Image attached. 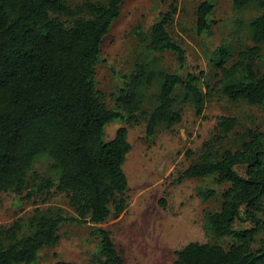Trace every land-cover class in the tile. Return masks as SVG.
Wrapping results in <instances>:
<instances>
[{
  "label": "trees",
  "instance_id": "1",
  "mask_svg": "<svg viewBox=\"0 0 264 264\" xmlns=\"http://www.w3.org/2000/svg\"><path fill=\"white\" fill-rule=\"evenodd\" d=\"M127 1L86 0L72 6L66 0H0V196L28 190V176L36 160L47 156L59 177L57 181L42 179L36 189L66 194L75 213L66 217L37 209L25 235L19 222L0 227V264L37 262L43 249L59 243L60 228L67 222L95 227L97 264H126L111 232L98 227L111 217L118 218L128 207L129 183L123 166L132 150L129 132L121 127L106 141L110 124L146 123V135L154 139L161 127L170 130L182 122V104H191L201 116L213 91L232 102L264 108V73L256 69L264 45V13L250 23L254 45L240 51L231 66L230 50H216L214 86L204 85L193 75L183 79L178 73L140 64L131 82L113 96L115 108H110L98 90L96 72L104 38ZM253 6L264 11V0H234L238 11ZM171 9L152 26L148 48L150 52H171L183 69L186 51L168 31L178 13L176 5ZM214 10L212 0L197 8L199 35L209 34ZM157 81L156 104L144 111L141 91ZM239 127L238 118L220 117L213 141L204 144L202 155L177 179L182 183L214 177L218 185H228L221 194L220 209L205 213V230L216 239L229 238L233 243L228 249L219 244L190 243L176 252L173 264H264V238L259 248L253 247L256 237L264 233V221L258 216L264 209V131L249 128L238 149H225L220 157L215 152V146ZM242 165L246 176L236 170ZM201 195L208 200L216 192ZM239 222H251L254 227L238 231L235 225Z\"/></svg>",
  "mask_w": 264,
  "mask_h": 264
},
{
  "label": "rangeland",
  "instance_id": "2",
  "mask_svg": "<svg viewBox=\"0 0 264 264\" xmlns=\"http://www.w3.org/2000/svg\"><path fill=\"white\" fill-rule=\"evenodd\" d=\"M66 1L76 6L86 0ZM205 1L128 0L124 4L121 17L104 38L101 62L96 72L98 90L110 108H115L113 96L120 87L131 82L137 65L150 64L154 70L178 73L183 79L193 75L204 85L214 86L218 75L213 63L217 59L216 50L220 47L230 50L231 66L237 61L240 51L254 45L250 38V23L264 11L257 6L238 11L234 8V0H212L215 10L210 17L209 34L199 35L196 12ZM174 5L178 13L168 31L186 51L183 69L171 52H150L148 48L152 26L162 15L171 12ZM62 21L68 23L69 20L62 18ZM256 69L264 73V45ZM241 77L240 74L238 79ZM159 91L160 81L142 89L144 111L155 106ZM181 107L184 110L182 122L170 130L161 127L154 139L147 137L146 123L118 121L106 128V141H111L119 128H128L132 146L123 166L129 183L126 193L128 207L118 218L111 217L98 225L111 232L126 264H173L176 252L190 243L219 244L226 249L233 243L229 238L216 239L205 230V213L220 209L221 194L228 185H218L214 177L182 183L177 179L202 155L204 144L213 141L220 117H236L240 127L223 144L215 146L217 157L225 149H238L247 129L264 131V108L245 101L232 102L219 91L211 92L201 116L196 115L191 104H182ZM236 170L246 176V166H237ZM58 177L59 172L53 169L50 158L39 157L29 173L28 190L21 195L13 191L1 194L0 227L19 222L25 235L30 232L31 220L37 209L44 213L75 216L66 194L56 189L42 193L36 189L42 179L57 181ZM211 190L216 195L205 200L201 194ZM162 201H165V206ZM258 216L263 222L264 209ZM253 227L251 222L235 225L238 231ZM94 229L92 224L64 223L60 228L59 243L43 249L33 264H56L58 261L97 264L99 239L93 235ZM263 238L264 233L256 237L255 249L261 246Z\"/></svg>",
  "mask_w": 264,
  "mask_h": 264
}]
</instances>
